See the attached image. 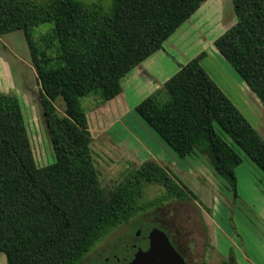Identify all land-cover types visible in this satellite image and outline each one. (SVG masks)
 I'll list each match as a JSON object with an SVG mask.
<instances>
[{"label":"trees","instance_id":"1","mask_svg":"<svg viewBox=\"0 0 264 264\" xmlns=\"http://www.w3.org/2000/svg\"><path fill=\"white\" fill-rule=\"evenodd\" d=\"M207 0H0V36L22 30L42 89L56 159L39 166L19 98L0 90V252L7 264H80L111 231L169 199L198 198L148 159L107 190L82 99L110 100L123 78ZM236 22L214 45L264 104V0H232ZM51 23L43 36L36 27ZM203 51L141 100L137 113L181 158L197 150L235 196L242 155L264 172V137L202 64ZM62 97L60 112L56 100ZM162 190L146 197L145 186ZM145 195V197H144Z\"/></svg>","mask_w":264,"mask_h":264},{"label":"rangeland","instance_id":"2","mask_svg":"<svg viewBox=\"0 0 264 264\" xmlns=\"http://www.w3.org/2000/svg\"><path fill=\"white\" fill-rule=\"evenodd\" d=\"M236 20L232 0H208L172 35L166 43L167 49L175 59L185 62L205 51L202 64L206 70L240 110L257 119L255 123L264 133V107L257 108L260 99L251 93L252 89H247V83L235 68L214 50V37ZM51 27V23L39 25L35 36H43ZM175 64L171 65L172 70ZM12 70L15 83L11 79ZM140 75L138 72L136 77ZM130 81L124 79L125 83L129 82V88ZM163 85L155 91L161 90ZM0 90L19 98L38 165L53 163L56 156L45 120L41 84L22 30L0 36ZM147 91L149 88L134 91L132 87L107 101L96 95L82 99L101 183L110 190L130 169L154 159L172 169L198 198L169 199L148 207L115 229L98 247L118 233L126 230L132 233L134 228L130 226L134 222H156V226L168 230L189 264H264V217L260 215L264 208V172L216 125L218 133L243 157V162L235 169V196L227 180L213 169L207 155L197 150L186 158L179 157L140 117L136 105L155 92ZM56 105L63 112L62 97L56 100ZM161 190L160 185L149 183L145 186L146 197L153 198ZM253 231L260 236H254ZM5 262L7 264V258L0 252V264Z\"/></svg>","mask_w":264,"mask_h":264},{"label":"flooded vegetation","instance_id":"3","mask_svg":"<svg viewBox=\"0 0 264 264\" xmlns=\"http://www.w3.org/2000/svg\"><path fill=\"white\" fill-rule=\"evenodd\" d=\"M131 227L134 228L132 233H127V230L125 233H118L99 248V243L104 239L106 241L114 230L111 231L80 264H149L158 256L165 236L185 260L187 259L175 240L168 234V230L160 228L159 225L156 226V222L149 224L146 221L134 222ZM186 262L189 264L187 260Z\"/></svg>","mask_w":264,"mask_h":264},{"label":"crops","instance_id":"4","mask_svg":"<svg viewBox=\"0 0 264 264\" xmlns=\"http://www.w3.org/2000/svg\"><path fill=\"white\" fill-rule=\"evenodd\" d=\"M208 1V0H207ZM199 11V10H198ZM198 11L196 13H198ZM195 13V14H196ZM194 14V15H195ZM193 15V16H194ZM192 16V17H193ZM191 17V18H192ZM217 18V17H216ZM233 24V23H232ZM228 27V26H227ZM229 28V27H228ZM227 28V29H228ZM3 36V35H2ZM219 36V35H218ZM215 36L213 39V42L215 41V39L218 37ZM172 37V36H171ZM170 37V38H171ZM169 38V39H170ZM167 39L164 43V48L158 50L157 52H155L154 54H152L151 56H149L147 59H145L141 64H139L137 67H135L133 70H131L122 80V85H123V91L122 93L126 92V90H130L132 87L135 89L137 88H143V89H148L149 88V94L152 93L153 91H155L158 87H160L161 84L165 83L167 79H169L174 73H176L179 70V64L181 63H186L189 60L182 61L179 59H175V57L173 55H171V53H168L170 51H168L167 49V41L169 40ZM214 50L216 53H219L221 55V53L219 52V50L214 46ZM173 54V53H172ZM223 56V55H222ZM174 57V58H173ZM192 59V58H191ZM173 62L176 63L173 68V70L171 69V65H173ZM12 69V68H11ZM149 71V72H147ZM140 72V76L136 77V74ZM141 76L143 78H141ZM126 78V81L129 79L131 80V84L132 86L129 88L127 87L128 83L124 82V79ZM12 83L14 80V73L12 70ZM247 89H249L250 91V86L248 84H245ZM222 88V87H221ZM251 93H255V92H251ZM254 95H256L255 97L259 99V97L257 96V94L255 93ZM147 96V95H146ZM261 105L264 107V104L261 102L260 100V104L257 105V108L260 109ZM242 110V109H241ZM243 111V110H242ZM244 112V111H243ZM245 113V112H244ZM245 115L247 116V114L245 113ZM249 118V120H251V122L253 123V125L257 128V130L260 132V134L264 137V133L259 129V127L257 126V124L255 123L257 119H252L251 117L247 116ZM147 123V122H146ZM264 127V125L262 126ZM264 129V128H263ZM260 215H262V217H264V208H262L260 210ZM264 224V222H263ZM264 231V229H263ZM254 232V231H253ZM255 234H253L254 236H260V233L254 232ZM264 234V233H263ZM5 254V253H4ZM6 256V255H5ZM6 264V262H5Z\"/></svg>","mask_w":264,"mask_h":264},{"label":"water","instance_id":"5","mask_svg":"<svg viewBox=\"0 0 264 264\" xmlns=\"http://www.w3.org/2000/svg\"><path fill=\"white\" fill-rule=\"evenodd\" d=\"M149 264H187V262L173 243L165 236V241L160 248L158 256Z\"/></svg>","mask_w":264,"mask_h":264}]
</instances>
